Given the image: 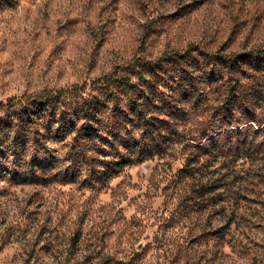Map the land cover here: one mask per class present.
Wrapping results in <instances>:
<instances>
[{"label":"rangeland","instance_id":"1","mask_svg":"<svg viewBox=\"0 0 264 264\" xmlns=\"http://www.w3.org/2000/svg\"><path fill=\"white\" fill-rule=\"evenodd\" d=\"M192 42L264 45V0H0V101ZM242 138L248 150L206 171L226 177L210 210L183 207L178 159L126 167L100 189L4 184L0 264H264V132Z\"/></svg>","mask_w":264,"mask_h":264},{"label":"trees","instance_id":"2","mask_svg":"<svg viewBox=\"0 0 264 264\" xmlns=\"http://www.w3.org/2000/svg\"><path fill=\"white\" fill-rule=\"evenodd\" d=\"M246 131L264 132V45L192 42L153 58L136 55L90 84L0 101V193L8 185L76 182L100 189L126 167L170 158L181 161L183 207L210 210L226 177L206 171L212 160L248 150L253 143L240 139ZM231 136L235 143L223 147L220 137Z\"/></svg>","mask_w":264,"mask_h":264}]
</instances>
